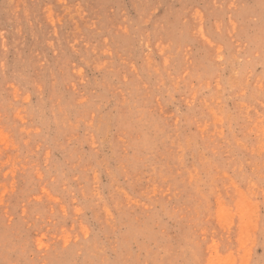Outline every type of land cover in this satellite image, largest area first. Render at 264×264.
<instances>
[{"label": "rangeland", "instance_id": "374dc122", "mask_svg": "<svg viewBox=\"0 0 264 264\" xmlns=\"http://www.w3.org/2000/svg\"><path fill=\"white\" fill-rule=\"evenodd\" d=\"M0 264H264V0H0Z\"/></svg>", "mask_w": 264, "mask_h": 264}]
</instances>
